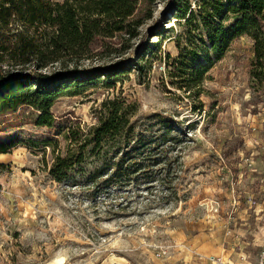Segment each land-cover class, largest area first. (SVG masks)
<instances>
[{
  "label": "rangeland",
  "instance_id": "1",
  "mask_svg": "<svg viewBox=\"0 0 264 264\" xmlns=\"http://www.w3.org/2000/svg\"><path fill=\"white\" fill-rule=\"evenodd\" d=\"M200 4L137 0L135 36L97 38L68 66L114 71L67 81L47 111L44 100L0 111V264H264V83L249 77L248 36L216 59L204 28L221 17L180 18ZM106 99L130 104L131 145L171 126L166 163L157 154L151 174L113 173L132 147L93 148ZM66 153L57 181L50 166Z\"/></svg>",
  "mask_w": 264,
  "mask_h": 264
},
{
  "label": "trees",
  "instance_id": "2",
  "mask_svg": "<svg viewBox=\"0 0 264 264\" xmlns=\"http://www.w3.org/2000/svg\"><path fill=\"white\" fill-rule=\"evenodd\" d=\"M175 1L169 0V5L173 6ZM136 7L137 0H0V111L24 103L38 105L41 100L45 101L41 108L47 111L52 93L67 81L79 83L114 71L113 65L92 70L78 68L77 63H73V68L68 66L70 61L88 57L92 52L91 44L97 38H112L119 33L135 36L137 21L133 16ZM196 11L199 13L197 18L202 20L206 15L210 19L221 17L218 25L210 20L204 28L211 54L216 59L228 50L233 39L240 36L251 39L249 77L251 81L263 84L264 0H201L197 10L186 6L180 18L189 12L194 20ZM54 62H59L62 70L53 76L38 71ZM27 63L32 64L34 71L13 70L10 66H25ZM42 83L47 86H41ZM33 84L38 85L36 93H33ZM101 105L97 124L89 134L93 148L132 147L112 162L113 173H118L119 178L126 179L133 173L151 174L160 163L157 154L162 155L161 162L169 160L170 150L165 143L177 137L171 134L168 123L158 136H146L131 145L128 141L134 130V121L131 120L130 104L120 99H106ZM44 115L47 114H42L41 119L46 117ZM40 124L51 125L44 120ZM4 150L0 147V152ZM71 166L67 153L64 156L58 154L50 166V173L55 180L61 181Z\"/></svg>",
  "mask_w": 264,
  "mask_h": 264
},
{
  "label": "bare ground",
  "instance_id": "3",
  "mask_svg": "<svg viewBox=\"0 0 264 264\" xmlns=\"http://www.w3.org/2000/svg\"><path fill=\"white\" fill-rule=\"evenodd\" d=\"M62 259H60V261H61ZM53 263V262H52ZM55 264V263H54Z\"/></svg>",
  "mask_w": 264,
  "mask_h": 264
}]
</instances>
